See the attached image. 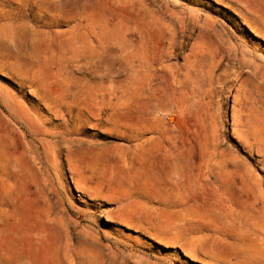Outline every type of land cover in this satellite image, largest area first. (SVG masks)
Returning a JSON list of instances; mask_svg holds the SVG:
<instances>
[{
	"label": "rangeland",
	"instance_id": "obj_1",
	"mask_svg": "<svg viewBox=\"0 0 264 264\" xmlns=\"http://www.w3.org/2000/svg\"><path fill=\"white\" fill-rule=\"evenodd\" d=\"M223 1L0 0V264H264V22ZM159 100L230 149L167 213L126 150Z\"/></svg>",
	"mask_w": 264,
	"mask_h": 264
},
{
	"label": "crops",
	"instance_id": "obj_2",
	"mask_svg": "<svg viewBox=\"0 0 264 264\" xmlns=\"http://www.w3.org/2000/svg\"><path fill=\"white\" fill-rule=\"evenodd\" d=\"M230 1L232 2L229 4H237L239 7L240 20L264 22V0ZM222 4L227 5V2L224 0ZM253 29L251 28L252 31ZM254 33L262 35L257 30ZM144 118L148 119V125L144 126L145 134L148 136L126 148L127 157H132L128 160L132 161L131 171L134 176V179L129 181V186L135 191H143L136 196L157 199L158 202L153 203L160 206L159 212L167 213L170 212L166 208L167 199L176 197V192H179L176 187L177 182L183 181L189 184L201 180L211 183L210 181L216 176L215 161L220 159L228 161L230 149L228 146L225 148V144L221 143L216 152L214 144H208L199 136L205 132L194 124L196 118L194 113L187 110H168L164 100L162 102L159 100L157 104L151 103ZM172 118L174 120H171ZM229 122H231L230 111ZM230 129L231 125L228 126L229 133ZM228 141L230 143V135ZM221 166L225 168L228 163ZM217 168L220 170L219 167ZM119 180L123 183L121 178ZM136 182L139 184H135ZM210 185L212 186L213 183ZM175 212L180 216V220L191 217V211ZM14 236L17 237L18 234ZM17 261H21L22 264H32V259L26 255H23L22 260L17 259Z\"/></svg>",
	"mask_w": 264,
	"mask_h": 264
},
{
	"label": "bare ground",
	"instance_id": "obj_3",
	"mask_svg": "<svg viewBox=\"0 0 264 264\" xmlns=\"http://www.w3.org/2000/svg\"><path fill=\"white\" fill-rule=\"evenodd\" d=\"M174 120V119H173ZM44 159V158H43ZM48 167V166H47Z\"/></svg>",
	"mask_w": 264,
	"mask_h": 264
}]
</instances>
